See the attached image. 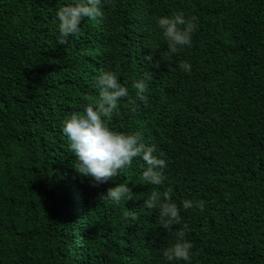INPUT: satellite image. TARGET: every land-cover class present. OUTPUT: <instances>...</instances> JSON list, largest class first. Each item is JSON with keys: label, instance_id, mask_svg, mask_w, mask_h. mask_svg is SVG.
Masks as SVG:
<instances>
[{"label": "trees", "instance_id": "trees-1", "mask_svg": "<svg viewBox=\"0 0 264 264\" xmlns=\"http://www.w3.org/2000/svg\"><path fill=\"white\" fill-rule=\"evenodd\" d=\"M65 2L0 0V264H186L163 257L181 230L192 264H264V0H105L61 44ZM178 10L199 27L169 57L154 18ZM106 70L129 90L107 123L156 146L161 185L140 157L95 186L78 172L61 122L95 106ZM122 182L132 199H100ZM169 189L180 222L165 229L144 200Z\"/></svg>", "mask_w": 264, "mask_h": 264}, {"label": "clouds", "instance_id": "clouds-1", "mask_svg": "<svg viewBox=\"0 0 264 264\" xmlns=\"http://www.w3.org/2000/svg\"><path fill=\"white\" fill-rule=\"evenodd\" d=\"M105 0H66L56 9L55 19L57 27V42L66 43L69 37L78 33L82 21L96 19L103 16L102 4ZM166 42V54L171 57L178 54L184 47H191L193 34L198 30V18L186 17L182 11H174L169 15L154 18ZM151 60V57H148ZM178 67L190 73L192 64L181 61ZM152 79L149 72H145L134 83L136 96L146 101L147 84ZM99 100L93 104L83 106L82 112H72L61 122V131L68 141L69 150L74 154L78 172L90 177L95 185L107 183L133 163V159L140 157L145 167L141 172L144 183L161 185L164 177L162 171L167 166L165 159L160 158L155 145L146 144L139 132L125 133L109 127L107 121L118 108L122 98L129 96L126 84L120 82L118 74L112 70L102 71L95 81ZM171 190L162 195L152 192L144 200L147 209L158 208L161 226L165 229L180 222V212L177 204L172 201ZM134 193L128 182L109 187L100 194L101 200L119 203L122 199H132ZM195 202L190 199L182 201L184 209L192 208ZM197 207H203L195 204ZM183 230L177 233L175 242L163 249V257L169 261H184L192 264V244L184 239Z\"/></svg>", "mask_w": 264, "mask_h": 264}]
</instances>
